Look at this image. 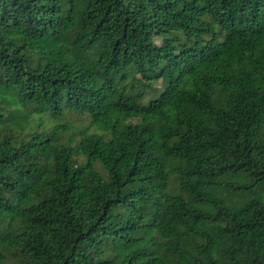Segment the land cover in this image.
I'll use <instances>...</instances> for the list:
<instances>
[{
	"label": "trees",
	"instance_id": "1",
	"mask_svg": "<svg viewBox=\"0 0 264 264\" xmlns=\"http://www.w3.org/2000/svg\"><path fill=\"white\" fill-rule=\"evenodd\" d=\"M0 264H264V0H0Z\"/></svg>",
	"mask_w": 264,
	"mask_h": 264
},
{
	"label": "rangeland",
	"instance_id": "2",
	"mask_svg": "<svg viewBox=\"0 0 264 264\" xmlns=\"http://www.w3.org/2000/svg\"><path fill=\"white\" fill-rule=\"evenodd\" d=\"M77 158H78V159H81V157H80V156H78Z\"/></svg>",
	"mask_w": 264,
	"mask_h": 264
}]
</instances>
